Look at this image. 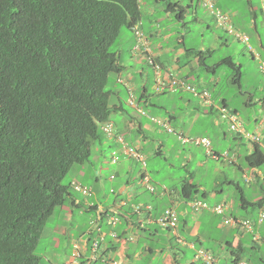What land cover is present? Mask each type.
<instances>
[{
  "label": "trees",
  "instance_id": "16d2710c",
  "mask_svg": "<svg viewBox=\"0 0 264 264\" xmlns=\"http://www.w3.org/2000/svg\"><path fill=\"white\" fill-rule=\"evenodd\" d=\"M134 27H142L140 0H0V264H40L35 248L46 219L74 202L63 178L91 161L93 144L105 135L101 124L122 109L117 98L123 104L121 95H135L121 74L124 53L116 42L125 30L135 43ZM202 52L200 64L230 68L240 84L232 57L206 66ZM111 73L120 88L106 87ZM244 161L261 167L264 152L254 144ZM223 183L238 188L242 208L262 204L249 200L240 182ZM197 191V184H182L187 198ZM260 245L251 239L228 247L229 263L253 264Z\"/></svg>",
  "mask_w": 264,
  "mask_h": 264
},
{
  "label": "crops",
  "instance_id": "0c3cea01",
  "mask_svg": "<svg viewBox=\"0 0 264 264\" xmlns=\"http://www.w3.org/2000/svg\"><path fill=\"white\" fill-rule=\"evenodd\" d=\"M190 1L191 3L193 2V0ZM214 1L215 4L218 6V0ZM177 6V10H180L181 8L183 9L184 7L180 5ZM261 6L264 10V0H262ZM169 9L171 10L172 7H169ZM155 14H157L155 8L151 9L148 12V16L150 17ZM180 14L183 15H179V17L177 15L176 17L178 19H182V17L184 16L183 12H180ZM234 14V17H240L238 13ZM254 16L255 15L253 14L251 17V22ZM205 17L206 16H204V18ZM166 19L170 20V15L166 16L165 20ZM153 23L156 27H154L152 30L153 32H151L150 35L146 37L148 39L150 48L154 54V59L156 61L155 63L160 65V71L162 72V74L160 72V75L162 77H167L170 75L176 77L177 79H182L186 82L190 75L194 76L195 73L199 72L197 66H199L200 63L189 59L188 54L191 52L187 53L186 51V49L190 48L196 50V46H190V48L187 47L183 38L177 39V42H172L171 38L169 37V34H167V32L165 31H163V34L166 35L165 41H167L168 44L169 42L171 43L169 44V47L167 45L165 46V44L160 41L154 43L151 42V37L156 38L162 34L161 29L157 31L159 26L158 22L156 23V21H154ZM142 25L143 17L141 13V26ZM207 27L210 28L208 24ZM158 32L159 35H157ZM131 34L132 38L129 45L132 46L134 44V35L132 32ZM152 40L154 41V39ZM257 40L259 41V53L256 52V54H259L261 60H264V40H262L259 34H257ZM180 42L182 44L181 46L178 44L173 45L174 43ZM120 48L122 53H124L122 55V63L125 67V69L122 70L121 74L124 79H126V81L128 82V85L132 87L138 104L141 106V104L143 103L144 106L141 107L146 110L147 114L149 115L169 119L170 124L174 128L175 132H167V134L169 135L172 134L173 138H165V140L158 138L157 134L160 131H164L165 133L166 131L160 129L153 122L150 123L149 117L138 116L132 111H126L124 107L127 106L130 108V106L126 104V101L125 104H122L121 101L117 98L118 102H116V104L120 103L122 109L118 107V109L113 112L119 117V119H115L112 117V121L115 125V132L121 134L126 140V142H128L133 147L132 149L139 152L142 156L139 159L129 157L128 153L126 154L125 151L122 152L123 148L120 143L118 144V142H116L113 138L104 135L102 141H100L99 143H95L92 146V148L95 147L97 158H94L93 162L91 161L85 165L77 166L74 168L75 175H83V177H85L89 172V166H92V169H94V163L99 164L101 162L104 163L105 160L109 161L108 158H110V156L108 158L104 157L105 151H109V155H111L113 151H117L119 155H123V158H121L118 163H113L111 165L115 167L109 171V174H106L102 171L101 165L94 169V173H92V176H94L95 180L97 181L95 184L85 185L76 176H73L68 181L70 183L71 181L78 179L77 181H79L82 185L91 189V193L90 195L82 196L83 199H78L75 197L74 202H72V205L70 206L71 215H73L72 213L74 209H78L79 212L81 211L83 214L89 215L88 220H86L85 222V225L80 228L81 233L78 235V237H75V239L69 243L71 245V254L67 255L61 261V264H133L134 259H141L142 257H144L143 264H150L151 256L160 264H194L196 262L194 258L196 249H205V251H207L210 255L216 258V262L218 264H229L231 258L230 252L227 251V248L234 247L240 241L244 243L242 241L244 236H252L251 233L245 232L243 228H240L239 226H224L222 224L223 215L217 214L213 211V207L216 204L226 203V210L224 212L226 216L235 217L237 219H247L239 217L235 213L236 208L244 209L239 205V203H237L236 206L237 201L235 199L230 198L213 204H209L205 200L209 197V195H216L224 191L222 190L223 187L220 183L221 181H226L225 174L220 173L214 176L212 179V187L210 188H208L206 184H203L200 181H195L194 174L191 171L187 172L186 176H180L178 179H172L169 175V178L173 181V183L168 186L164 183L163 180L156 179L154 177L155 173L159 175L160 170H156V172H151L148 166V160L150 159V157L154 158L155 156L162 154L164 155V157H166L167 151L173 150L175 146L177 148L175 152L177 156L180 157L182 154V147L192 143H185V141H182L180 139L179 135H184L186 137L196 139L199 137L209 138L208 136H204L197 132L193 133V129L196 126V122H198L196 121L198 120V118L194 120V116L197 115L200 120L202 115H208L215 111L219 113L218 107H225L228 110V107L226 106V101L222 100V105H219L217 107L213 98L212 103L207 104L198 97H191L190 95H180L181 101H184V109L186 111L185 120L188 117L192 118V122L194 124L190 125L191 129L187 131L185 129V127L187 126L186 121L182 124L183 126H174L172 124V121L177 118L175 113L176 108H174L172 111H168L166 107H162V104H160L159 101H155L154 97L161 96L168 92L176 93V89L180 86L176 89H166L164 92L160 93H156V91L153 90L152 95L149 94L146 79L144 81L143 78L146 74V71L148 70L147 68L153 66L147 64L143 56L138 57L132 55L128 46H123L119 44L118 49L120 50ZM182 48L184 49L183 52H181L180 50ZM252 56L254 57V55ZM204 63H206L205 60ZM184 64L186 65V68L188 67L186 73L184 75L176 73L178 68H180V66ZM205 69L208 73L212 72L213 77L218 71H211L207 68ZM211 78L212 77H210V79ZM198 80H201V77H198ZM137 81L141 82V90L139 91L138 97L136 96V90L134 89V86ZM213 82H215V80ZM187 84L190 85V83ZM117 86L120 87L121 84L117 83V85H114V87ZM199 86L204 87L203 85ZM123 89L126 91L125 87ZM115 99L116 98H114V100ZM251 103L252 99L248 101L249 105ZM259 105L261 107V114L257 119H254L256 125L255 131H252V133L259 134L261 141L264 144V97H262V99L260 100ZM156 109H164V113H162L163 115L160 113H153V110ZM251 121L253 122V119ZM211 126L213 129L221 128V138L224 141L227 140L226 132L223 130L222 124ZM184 131H186L187 133H184ZM233 134V139L236 142L241 143L243 145L246 144L248 148L247 154H249V150L251 152V147H248L249 144L247 143V141L241 138L239 135H236L235 133ZM193 145L197 146L194 143ZM259 148L264 152V149L262 147ZM145 149H148L149 156H146V154L144 153ZM211 149L213 152L216 153H221L224 151H228L230 153V150H221V148L220 150H216L212 145V141ZM188 151L189 154H185V156L183 157V163L185 164L186 162L189 163L190 161H192L194 157V155L191 153V147L188 148ZM205 153L209 158L211 157L209 156L206 150ZM240 153L241 150L239 147H233V153H231L232 155H230V158L227 159V161L230 164H234L240 170L241 175L243 177V181L246 184H249L250 186L253 185L259 190L258 195L256 197H253L252 201L262 202V204L258 207L260 209H263L264 188H261V185L264 186V169H262L261 167H253L250 169V171L243 169L242 165L237 160L240 156ZM100 157L103 158V161H101ZM211 159L217 160L212 157ZM171 165L172 164H170V166ZM85 166L86 168H84ZM202 166L203 163L201 162L197 164L198 168H201ZM143 175H149L150 183L155 187L154 191H150L146 187L144 182H142ZM103 180H105L106 183H108L109 185H104V183L101 184L100 182H103ZM184 182H190L198 185V191L196 193L191 194L189 198L185 197L182 193V184ZM235 189L237 191V194L239 195L238 188L235 187ZM110 197H112L111 200L109 199ZM194 200L204 202L207 207L199 210H194L191 204ZM167 208L174 209L178 214V225L176 231L164 229L156 221V219ZM104 211H107V213L104 214ZM204 212L211 219H203L202 215L204 214ZM260 212L264 213V210H261ZM71 215H67L65 217V220L68 224L73 223V218ZM110 215L117 218L114 227L109 222ZM216 219L217 223L215 224L214 222ZM250 221L254 224V231L258 234L256 226L259 224H264V220L262 222H259L258 215L256 221ZM216 229L219 230L220 235L222 236L221 239L220 236H213L214 230ZM63 230H65V228ZM111 230H114L116 232V237H113L109 234ZM228 236L231 237L228 239ZM178 237L182 238L183 240L179 241ZM96 239L100 241L96 250V260L91 261V244ZM209 241H216V243L218 244L217 246L220 247L221 250L217 255H215L209 249L203 247V244L206 242L208 243ZM228 241H231L232 244H227ZM75 244L79 245L80 247L79 257L73 256V247ZM156 245H159V247ZM184 248L192 252V259L188 260L187 262L181 263L180 259L185 255ZM53 264H56V262ZM201 264L204 263L201 262Z\"/></svg>",
  "mask_w": 264,
  "mask_h": 264
},
{
  "label": "rangeland",
  "instance_id": "374dc122",
  "mask_svg": "<svg viewBox=\"0 0 264 264\" xmlns=\"http://www.w3.org/2000/svg\"><path fill=\"white\" fill-rule=\"evenodd\" d=\"M261 3L262 0H218V8L223 13L229 15L232 21H230V23L233 26L234 30L244 33L249 37V43L254 54H256V52L259 53V41L257 40V34H259L262 40H264V10L261 6ZM140 4L143 17V27H141V29L143 30L145 37L149 36L150 33L153 32V28L156 27L153 23L154 21H156V23L158 22L159 24L157 31H159V29L162 30V34L160 36L156 38L151 37L152 39H154V41L151 39V42L154 43L160 41L165 44V46L167 45L169 47V44L171 43L169 42L168 44L167 41H165L166 35L163 34V31H165L167 32V34H169L172 42H177V39L183 38L187 47L190 48V46H196L197 49L189 53L188 58L196 61L197 63L200 62V54H197V52L201 50L205 51L202 53H204L206 57L204 59L206 62V66H211L213 63L217 62L225 56L232 57L233 61L236 64L240 65L241 79L239 85L232 82L233 70L230 68H226L223 65L218 67V71L213 77V73H208L205 69L206 67L200 64L199 66H197L199 72L195 73L194 76L190 75L191 77L189 76L186 82L190 83V85L194 84L196 87L194 85L192 86L198 92L203 91L202 89L206 90L209 93L210 97L212 96L211 99L213 98L217 107L219 105H222V100L226 101L228 110L234 113L237 112L236 114L239 117V120L242 123L243 127L250 132L255 131L256 122L254 121V119H257L261 114V107L259 104L262 97H264V72L259 68L262 61L259 54L253 57L251 50L244 42L238 40L233 34L225 33L224 31H221V29L219 30V28H217L215 24L214 17L210 14L206 6L203 5V2H199V0H193L192 3L190 0H140ZM177 5L184 7L183 9L181 8L180 10H177ZM169 7H172V9L170 10ZM153 8L156 9L157 14L150 17L148 16V12ZM179 12L184 13L182 19H178L176 17ZM234 13H238L240 17H234ZM253 14L255 16L252 18L251 22V17ZM168 15H170L171 19L165 20V17ZM204 16L206 17L204 18ZM207 24L210 26V28L207 27ZM157 35H159V32L157 33ZM131 38V32L124 30L123 35L121 37H118L116 42L118 41V44L128 46V48L131 49L132 46L129 45ZM177 44L180 46L182 45L181 42L174 43L173 45ZM111 49H114V46H111ZM210 49L213 50L212 55L206 56L207 50ZM180 50L181 52L184 51L183 48ZM144 59L148 64L145 57ZM152 68L153 67L147 68L148 70L146 71V74L143 78L144 81L146 79L148 91L151 95L153 93V90H155L154 86L158 78V76L154 74L155 69ZM187 70L188 67L186 68V65L184 64L180 66V68H178L176 73L184 75ZM197 75L198 77H201V80H198ZM210 77L212 78L210 79ZM114 80L115 74L111 73L106 87L108 88L111 83L114 82ZM214 80L215 82H213ZM114 84L117 85L116 82H114ZM140 84L141 82L137 81L134 86L137 97L139 95V91L141 90ZM199 85H203L204 87H200ZM117 87L120 88L119 86ZM123 92L126 93L125 90ZM180 95H190L191 97L194 96L200 98L193 92L187 90V88L179 87L176 89V93L168 92L161 96L154 97V100L157 102L159 101V103L162 104V107H166L168 111H172L174 108H176L175 113L177 118L172 121V124L174 126H183L182 124L186 121L187 126L185 127V129L187 131L191 129L190 125H193L194 123L192 122V118L188 117L185 120L186 111L184 109V101H181ZM121 99L123 104H125L127 95H121ZM250 99H252V103L249 105L248 101ZM141 106H144L143 103L141 104ZM130 108L127 106L124 107L126 111H132L133 113H135L134 109L132 107ZM153 113L162 114L164 113V109L153 110ZM112 117L115 119H119L118 115L115 113L112 114ZM197 118L198 120L196 121L198 122H196L193 133L197 132L204 136H208L212 141L213 147L216 150H220V148L221 150H230L229 156L232 155L231 153H233V147H239L241 153L237 160L242 165L243 169L250 171L251 168L247 166L243 158L245 154L248 153V148L246 144L243 145L233 139L234 134L230 131V123L228 122V120L222 118L216 111L208 115H202L200 120L199 117L195 115L194 120ZM252 119L253 122L251 121ZM149 122L151 123L150 120ZM217 124L223 125V130L226 132V141L221 138L222 129H213L211 126ZM186 131H184V133H187ZM157 137L162 140H165V138L169 139L170 137L173 138L172 134L169 135L164 131H160L157 134ZM189 143L192 144H187L182 147V154L180 157H178L175 152L177 149L176 146L174 148L175 150L173 149L171 151H167L166 157H164L163 154L157 155L154 158L150 157V159L148 160L150 171L156 172V170H160L159 175H157V173L154 174V177L156 179L163 180L164 183L169 186L173 183V181L169 178L170 176L172 179H178L180 176H186L187 172L191 171L194 174L195 181H200L203 184H206L208 188H210L212 187L213 177L221 173L225 174L227 178H232L233 180L240 182L244 189V192L246 193V197L249 198V200H253V197H256L258 195L259 190L255 186H250L243 181L240 170L234 164H230L227 160L223 159L213 160L209 158L205 153V148L202 147L201 144H196L197 146L193 145V143H196L195 139H193ZM189 147H191V153L194 155V157L192 161H190L189 163L186 162L185 164L183 163V157L185 156V154H189ZM248 147H250V145ZM144 153L146 154V156H149L148 149H145ZM104 154V157L106 158L110 156L109 151H105ZM129 157L134 158L132 156ZM94 158H97L95 147L92 148V162L94 161ZM121 158H123V155H120V158L116 163H118ZM100 159L101 161H103L102 157H100ZM109 161L105 160L104 163L101 162L99 164L94 163V169L101 165L102 171L106 174H109V171L115 167L111 166L113 163L110 164ZM199 162L203 163V166L201 168L197 167V164ZM170 164L172 165L170 166ZM84 168H86V166ZM261 168L264 169V164L263 166H261ZM88 169L89 172L85 177H83V175H75L74 168L70 169L63 178V182L67 183L70 178L76 176L85 185L95 184L97 181L95 180V177L92 176V173H94V169H92V166H89ZM100 183L109 185L105 180H103V182L101 181ZM221 186L224 188V191L222 193L209 195V197L205 200L209 204H213L233 198L237 201V206V203H239V195L237 194L236 189L233 186H229L224 183L221 184ZM74 196L78 199H83V195L74 194ZM109 199L111 200L112 197H110ZM261 210H264V207L263 209H260L259 207L248 206L246 210L236 208L235 213L239 217L256 221L259 215L258 212H260ZM72 214L73 215H71L70 204L69 202H67L61 210L60 208L56 209L54 213H52L46 219L35 248V254L41 258L40 264H53L55 262L56 264H61V261L67 255L71 254V245L69 243L73 241L75 237H78V235L81 233L80 228L85 225V222L86 220H88L89 215L83 214L81 211L79 212L78 209H74ZM67 215L72 216V224H68L66 222L65 217ZM202 218L211 219L207 216V214H205V212L202 215ZM214 223H217V219ZM64 228L65 230H63ZM256 229L261 238L264 239V224L257 225ZM214 235L215 237L220 236V239L222 237L219 230L217 229L214 230L213 236ZM230 237L231 236H228V239ZM242 241L249 244V242L251 241V237L244 236ZM217 245L218 244L216 243V241H209L208 243H204L203 247L209 249L211 252L217 255L221 250ZM156 246L159 247V245ZM254 253L255 256L252 260L253 264H263L260 262L258 256L264 259V242L261 243L259 252ZM184 254V257L180 259L181 263L187 262L188 260L192 259L191 251L184 248ZM143 259L144 257H142L141 259H134L133 264H143ZM150 259V264H160L152 256L150 257ZM201 262L202 261L200 260H196L194 264H201Z\"/></svg>",
  "mask_w": 264,
  "mask_h": 264
},
{
  "label": "built area",
  "instance_id": "2783aa9c",
  "mask_svg": "<svg viewBox=\"0 0 264 264\" xmlns=\"http://www.w3.org/2000/svg\"><path fill=\"white\" fill-rule=\"evenodd\" d=\"M206 7L214 15V17L216 19L217 26H219L220 28L225 30L227 33L233 34L238 40L244 42L246 45H248V48L250 50H252V48L249 45V37L244 33H241V32L234 30L233 26L230 23V19H229L228 14L223 13L219 9L214 8L211 0H208L206 2ZM134 34L136 37V44H135L134 49L136 51L142 53V54H145V57L147 58L148 62L153 64V59H152V56L150 55V53L148 52V47H147L146 41L144 39V36L138 27H134ZM260 69L264 72V60H262L260 63ZM157 75H158V73H157ZM175 85H180L182 87L187 88V90L193 92L195 95L199 96L201 99H203L208 104L211 102L210 101V95L207 91L198 92L193 86L186 85L184 82L178 81V80H175L172 78L171 79H161L158 76V78L156 80V90L157 91H162L165 87H171V86H175ZM128 102L131 105L134 104L133 95H131L129 97ZM221 112H222V117L226 118L229 121L231 130H233L236 133H239L240 135L245 137L250 142L259 141L258 135L247 132L242 127L241 122L238 120V118L236 117L235 114L228 112L227 110H225V108H221ZM153 121L156 122V124L164 127L168 132H170L172 130L169 127L168 123H166L165 120H163L161 118H154ZM103 130H104V132L111 134L112 124L106 123L103 126ZM115 136H116V140L122 144L123 150L126 153H128L130 156H132L134 158H137V159L141 158L142 155L139 152H137L136 150L132 149L130 146H128L124 142L123 137L120 134H116ZM181 140L187 141V139L184 137ZM195 142L197 144H201L202 146H204L207 149V151L210 153V141H209V139H207L205 137H200V138L195 139ZM211 156L215 159L219 157V155H217L215 153H212ZM220 156L227 158L228 152L225 151ZM117 158H118L117 155L115 153H113L112 161L117 160ZM147 186L150 189H152V187L150 185H147ZM73 187L76 191L81 192L82 194H88L89 193V189L87 187H84L78 183H73ZM191 204H192V207L194 210H199V209L207 207V205L204 202L199 201V200H194V201H192ZM213 211L216 212L217 214L223 215V223L222 224L224 226L238 225V226H241L242 228L246 229L247 231L252 232L251 223L249 221L239 220V219H235L233 217L226 216L224 214L225 205L223 203H219V204L215 205L213 207ZM259 220H262V215H260ZM110 221H111V223H114L116 220L114 217H111ZM157 222L164 228L175 230L177 227V222H178V216H177L176 211L174 209H166L163 212V214L157 219ZM110 235L113 237H116V234L114 232H111ZM254 238H256L255 235H254ZM99 242L100 241L96 239L91 244V250H92L91 261L96 260V252H97L96 250L98 248ZM73 248H74L73 256L79 257L80 256L79 245L75 244ZM195 258L197 260H201L205 264H216L214 258L208 252H206L203 249H197L195 251ZM240 264H249V263L247 261L243 260L240 262Z\"/></svg>",
  "mask_w": 264,
  "mask_h": 264
},
{
  "label": "clouds",
  "instance_id": "9594fccd",
  "mask_svg": "<svg viewBox=\"0 0 264 264\" xmlns=\"http://www.w3.org/2000/svg\"><path fill=\"white\" fill-rule=\"evenodd\" d=\"M208 0H199V2H203V5L204 6H206V2H207ZM211 2L213 3V6H214V8H216V9H219L218 8V6L215 4V1L214 0H211ZM207 8V7H206ZM209 10V9H208ZM220 10V9H219ZM221 11V10H220ZM209 12H210V10H209ZM222 12V11H221ZM210 14L214 17V15L210 12ZM229 16V15H228ZM229 19H230V17H229ZM214 20H215V24H216V19H215V17H214ZM230 21H231V19H230ZM232 22V21H231ZM216 26H217V24H216ZM217 28H219V29H221L222 31H224L225 33H227L225 30H223L222 28H220L219 26H217ZM139 30L142 32V34H143V36H144V39H145V41H146V44H147V47H148V52L150 53V55L152 56V59H154V54H153V52H152V50H151V48H150V45H149V43H148V39H147V37H145V34L143 33V31L139 28ZM229 34V33H228ZM135 39H136V37H135ZM135 44H136V42L134 43V46H133V49H132V55H134V56H138V57H145V54H142V53H140V52H138V51H136L135 49H134V47H135ZM249 45H250V43H249ZM247 47H248V45H247ZM251 47V46H250ZM253 50H251V52H252ZM146 58V57H145ZM146 60H147V58H146ZM147 62H148V60H147ZM148 64H150V65H152L154 68H155V75H157V73H158V75L157 76H159L161 79H175V80H178V81H182V82H184L186 85H189V84H187L184 80H182V79H177L176 77H173V76H167V77H162L161 75H160V65H158V64H156V63H154L153 62V64H151V63H149L148 62ZM180 85H175V86H171V87H165L162 91H157L156 90V82H155V86H154V89H155V91H156V93H160V92H164L166 89H176L177 87H179ZM192 86V85H191ZM180 88H184V87H182V86H180ZM203 91H206V90H203ZM129 99V98H128ZM128 99L126 100V104L128 105V106H130V107H132V108H134L135 109V113L138 115V116H147V117H149V119H150V121H151V123L153 122L156 126H158L160 129H163V130H165V131H167L164 127H162V126H160V125H158V124H156V122H154L153 121V119L154 118H161V117H158V116H152V115H149V114H147V111L146 110H144L139 104H138V102H137V100H136V97H135V95H133V99H134V104L133 105H131L129 102H128ZM203 100V99H202ZM204 101V100H203ZM210 103L209 104H211L212 103V99H211V97H210ZM205 102V101H204ZM206 103V102H205ZM208 104V103H207ZM221 108H225V107H220V108H218L219 109V114H220V116L222 117V112H221ZM225 110H227L226 108H225ZM228 112H230V113H233V114H235L236 115V113H234V112H231V111H229V110H227ZM236 117L238 118V116L236 115ZM223 118V117H222ZM161 119H163V120H165V122L166 123H168V125H169V127L172 129L170 132H168V133H174L175 132V130H174V128L171 126V124H170V121H169V119H166V118H161ZM224 119H226V118H224ZM238 120H239V118H238ZM240 121V120H239ZM229 122V121H228ZM106 123H111L112 124V131H111V134H108V133H106V132H104V130H103V126L106 124ZM242 124V123H241ZM115 125H114V122L112 121V120H108V121H106V122H104L103 124H101V126H100V128H101V130H102V132L107 136V137H111V138H113L116 142H118L117 140H116V134H119V133H116L115 132ZM242 127H243V125H242ZM244 128V127H243ZM245 129V128H244ZM246 130V129H245ZM230 131H232L233 133H235L236 135H239L241 138H243V139H245L246 141H247V143L250 145V147L252 148V146L254 145V144H257V145H259V147H262L263 149H264V144L262 143V141H261V138H260V135L259 134H256V133H253V134H256V135H258V137H259V141H257V142H250L249 140H247L245 137H243L242 135H240L239 133H236V132H234L233 130H231V128H230ZM247 132H250V131H248V130H246ZM250 133H252V132H250ZM121 135V134H120ZM122 136V135H121ZM123 137V136H122ZM179 137H180V139H182L183 137L184 138H186L187 139V141H185V143L186 142H190V141H192L193 139H196V138H191V137H186V136H184V135H179ZM200 138V137H199ZM205 138H207V137H205ZM207 139H209V138H207ZM123 140H124V142L128 145V146H130L131 148H133L128 142H126V140L124 139V137H123ZM209 141H210V139H209ZM118 144H119V142H118ZM121 144V143H120ZM195 144H197V143H195ZM122 145V144H121ZM202 147H204V146H202ZM123 148V147H122ZM205 148V147H204ZM205 150L207 151V149L205 148ZM124 150H122V152H123ZM225 152V151H224ZM228 152V151H227ZM113 153H115L116 155H117V160H115V161H112V156H113ZM207 153L209 154V156H211L212 155V153H215V154H217V155H219V157L218 158H216V159H229L230 158V156H229V152H228V157L227 158H224V157H222V156H220L223 152H221V153H216V152H213L212 151V149H211V141H210V153L207 151ZM127 154V153H126ZM130 156V155H129ZM212 157V156H211ZM119 158H120V155L118 154V152L117 151H113L112 153H111V155H110V158H109V160H110V162L111 163H116L118 160H119ZM213 158V157H212ZM215 159V158H214ZM142 182H144V184L146 185V187L150 190V191H154V186L150 183V178H149V175H143L142 176ZM73 183H78V184H80V185H82L79 181H77V180H73V181H71L70 182V187L72 188V190H73V192L74 193H79V194H81V195H83V196H87V195H90V193H91V189L89 188V187H87L88 189H89V193L88 194H82L81 192H78V191H76L75 189H74V187H73ZM147 185H150L151 187H152V189H150ZM82 186H84V185H82ZM84 187H86V186H84ZM224 205H225V210H226V203H223ZM217 205V204H216ZM167 209H172V208H167ZM165 211V210H164ZM163 211V212H164ZM177 213V212H176ZM163 214V213H162ZM161 214V215H162ZM160 215V216H161ZM260 215H262V220H259V222H262L263 220H264V213H259V219H260ZM159 216V217H160ZM177 216H178V214H177ZM111 217H114V216H109V222H110V224L112 225V226H114L115 224H116V221H117V218L116 217H114L115 218V222L114 223H111V221H110V218ZM158 217V218H159ZM229 217H231V216H229ZM157 218V219H158ZM233 218H235V217H233ZM157 219H156V221H157ZM235 219H237V218H235ZM239 220H247V221H249L250 223H251V227H252V232H250V231H247L246 229H244L243 228V230L245 231V232H249V233H251V239L254 241V242H257L258 244H261L262 242H264V239L263 238H261V236H259L255 231H254V224L250 221V220H248V219H239ZM159 224V223H158ZM160 225V224H159ZM177 225H178V222H177ZM161 226V225H160ZM236 226H238V225H236ZM162 227V226H161ZM240 228H242L241 226H239ZM162 228H164V227H162ZM164 229H168V228H164ZM176 229H177V227H176ZM176 229L175 230H172V231H176ZM169 230H171V229H169ZM111 232H114L115 234H116V232L114 231V230H111L110 232H109V234L111 233ZM254 235L256 236V238H254ZM178 240L179 241H182L183 239L182 238H180V237H178ZM102 242V241H101ZM197 250V249H196ZM195 250V251H196ZM203 250H205V249H203ZM207 252V251H206ZM212 256V255H211ZM213 257V256H212ZM194 258H195V254H194ZM214 258V257H213ZM195 260H197L196 258H195ZM214 260H215V262H216V258H214ZM243 260H245V261H247L249 264H252L250 261H248L247 259H242V260H240L237 264H240V262L241 261H243ZM201 261V260H200ZM204 263V262H203ZM205 264V263H204ZM216 264H218L217 262H216Z\"/></svg>",
  "mask_w": 264,
  "mask_h": 264
}]
</instances>
